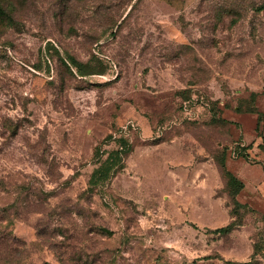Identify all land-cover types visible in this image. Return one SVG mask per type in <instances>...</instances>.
<instances>
[{
  "label": "rangeland",
  "instance_id": "obj_1",
  "mask_svg": "<svg viewBox=\"0 0 264 264\" xmlns=\"http://www.w3.org/2000/svg\"><path fill=\"white\" fill-rule=\"evenodd\" d=\"M0 1V264H264V0Z\"/></svg>",
  "mask_w": 264,
  "mask_h": 264
},
{
  "label": "trees",
  "instance_id": "obj_2",
  "mask_svg": "<svg viewBox=\"0 0 264 264\" xmlns=\"http://www.w3.org/2000/svg\"><path fill=\"white\" fill-rule=\"evenodd\" d=\"M7 14L6 9L3 7L2 2L0 1V15H4ZM75 65L78 67L80 66L76 61H74ZM82 75H86L88 74V72H82L80 71ZM118 146L121 147H127V142L125 141V139L120 138L117 140ZM120 149L118 148L116 151H113L112 154H110L111 158L113 161H115V163H117L120 160ZM114 165V164H113ZM221 170L223 172V175L225 178H227V190L230 191L232 193V197L234 199V205H235V209L240 207L241 204L236 200V197L240 194V192L245 189V184L242 180H240L234 173H232L229 169H227L225 162L221 163ZM235 211L233 209V213H235ZM237 223L236 221H233L232 223H230L228 226L226 227H222V228H217L215 230H208V232L213 233V234H220V235H227L229 233H231L236 227H237ZM257 255V251L255 249L254 251V255L252 260L254 259V256ZM210 258H205L204 260H208ZM228 264H252L253 262H233V261H228Z\"/></svg>",
  "mask_w": 264,
  "mask_h": 264
},
{
  "label": "water",
  "instance_id": "obj_3",
  "mask_svg": "<svg viewBox=\"0 0 264 264\" xmlns=\"http://www.w3.org/2000/svg\"><path fill=\"white\" fill-rule=\"evenodd\" d=\"M112 232H110V234H111Z\"/></svg>",
  "mask_w": 264,
  "mask_h": 264
}]
</instances>
